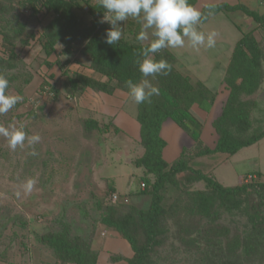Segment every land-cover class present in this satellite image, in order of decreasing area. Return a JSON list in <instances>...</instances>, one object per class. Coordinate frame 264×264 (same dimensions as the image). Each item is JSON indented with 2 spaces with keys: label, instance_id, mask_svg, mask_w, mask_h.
<instances>
[{
  "label": "rangeland",
  "instance_id": "1",
  "mask_svg": "<svg viewBox=\"0 0 264 264\" xmlns=\"http://www.w3.org/2000/svg\"><path fill=\"white\" fill-rule=\"evenodd\" d=\"M71 1L80 22L86 25L96 20L99 29L106 33L110 25L103 21V10L90 9L97 0ZM188 2L191 4L192 0ZM217 2L196 0L193 6L201 11L205 4ZM52 18L53 14L41 9L37 0H0V75L9 81L8 93L23 97L8 113L0 115V125L23 126L29 136H41L34 147L25 141L24 146H18L15 151L9 149L6 139L0 136V264H70L59 260L40 240L42 234L59 231L62 226H67L69 234L80 239L84 249L96 254V264H126L133 254L130 246L116 230L105 225L103 219L108 209L123 215L132 207L148 206L150 196L140 193L143 170L134 165L143 148L139 135L132 136L117 129L111 117L101 115L102 98L97 96V92H101L67 88L66 75L81 72L100 80L106 78L95 71L89 55L82 52V44L57 42L52 53L45 55L40 37ZM229 19L243 24V29L247 30L240 12L200 23L198 29L211 32L220 27V23H228L222 30L227 42L233 31ZM122 31V40L140 43L136 39L140 25L135 20L125 21ZM259 43L262 49L260 84L255 92L241 93L235 99L236 104L241 103L237 111L240 123H229L233 136L241 140L264 131L263 36ZM203 47L195 50L185 42L182 48L189 51L183 53L194 54L197 58L198 62L192 63L188 59L190 55L183 56L182 48L168 50L180 53L183 67L176 63L177 69L199 78L209 77L207 85L213 93L215 81L224 69L220 66L214 70L209 68L213 60L208 55L219 59L220 54L226 57L227 47L215 44L209 52ZM220 48L225 51L216 50ZM164 60L174 69L172 56ZM188 62L196 66L191 67ZM149 79L157 86L158 75ZM224 87L221 81L216 92L220 97L218 108L228 95ZM122 89L114 92L127 94L128 88L122 86ZM178 95H182L180 90ZM127 96L125 110L133 115L136 106ZM218 108L209 118L216 117ZM204 111L198 109L202 116ZM90 118L97 120L99 125L88 131L83 121ZM212 139L210 134L204 142L210 145L214 142ZM201 148L199 144V148L186 154L194 158V153ZM33 150L38 154L30 155ZM252 157L255 159L250 162ZM193 164L204 170L213 169L214 177L224 186L245 181L243 176L249 168L259 169L264 175V137L233 155L217 152L196 159ZM184 176L178 175L180 183ZM30 178L36 183L33 191L25 194L22 185ZM260 179L264 181V177ZM202 186L200 182L195 188ZM174 188L171 187L172 191L170 185H166L163 189L164 206L175 196ZM182 190L174 211L163 219L159 243L150 253L148 264H264V197L250 194L246 201L241 194L221 203L215 196L211 216L204 217L192 205L189 192ZM113 195H117L115 200ZM237 204L241 210L236 208ZM261 212L263 221L256 225V231L252 230L247 216L252 213L261 216ZM236 234L243 237L242 245L233 253L228 249V242ZM138 238L141 242V233Z\"/></svg>",
  "mask_w": 264,
  "mask_h": 264
},
{
  "label": "trees",
  "instance_id": "2",
  "mask_svg": "<svg viewBox=\"0 0 264 264\" xmlns=\"http://www.w3.org/2000/svg\"><path fill=\"white\" fill-rule=\"evenodd\" d=\"M37 1L41 9L53 14V18L40 37V44L45 55L49 56L52 53L57 42L82 44V52L89 55L95 71L106 78L100 80L81 72L71 76L66 75V85L70 91L82 92L83 89L90 88L111 95L117 88L124 90L122 86H126L127 80L138 82L142 78L136 63L140 58L141 43L120 39L118 43L109 45L105 42V34L98 27V21L91 20L86 25L80 22L73 12L71 0ZM195 2L196 0H192L191 4ZM90 9L100 10L97 1L90 5ZM234 11H241L257 25L254 29L243 32L232 49L230 61L222 79L228 95L220 112L212 121V127L217 134L214 147L203 145L200 139L203 125L190 111L194 104L207 111L212 106L214 97L208 96V90L203 83L193 82L189 76L182 74L175 67V56L167 49L161 50L154 57L160 60L170 59L172 56L174 69H171V74L169 72L167 75H158L156 87L159 89V95L152 96L150 103L135 104V117L139 124V142L143 151L135 159L134 165L143 170L140 193L148 194L150 202L145 208L132 207L123 215H118L114 209H108L103 219L104 224L116 230L130 246L133 254L126 264L149 263V255L159 243L163 219L174 211L181 189L189 192L190 199L193 200L192 205L199 215L204 217L211 216L215 196L221 203L241 194L245 195L246 201L250 194H256L260 198L264 197V181L260 179V172H254L258 176L256 179L254 177L246 181V176L245 181L233 186H224L215 179L212 173L195 168L191 163L194 158L217 152L233 155L239 149L250 146L264 137L263 131L246 140H241L234 137L229 129V123L233 125L240 123L237 111L241 103L236 104L235 99L241 93L248 95L255 92L260 84L262 49L253 33L256 29L264 28V12L259 14L240 3H207L201 9V22H205L211 15L219 12ZM162 51H166V54ZM179 90L182 92L181 96L178 95ZM166 119L174 121L194 141V147L189 150L199 148V144L202 146L194 153V158L188 157L186 152L188 153L189 150L183 148L178 158L171 163L164 160L162 150L166 142L160 136V129ZM98 125V121L92 118L83 121V126L88 131L97 128ZM116 128L119 129L117 126ZM179 174L185 175L183 183L178 181ZM200 182L203 186L195 188ZM166 185L175 187L177 191L168 206L163 205V189ZM206 189L211 193L207 194ZM236 208L240 209L239 204ZM261 214L258 216L252 213L247 216L252 222V230L256 231L258 229L256 225L263 221V213ZM139 233L142 235L141 242L138 238ZM242 238L236 234L229 239L230 252L239 251ZM40 240L51 248L55 256L63 262L97 263L96 254L89 249H84L80 239L69 234L67 226H62L59 231L42 234Z\"/></svg>",
  "mask_w": 264,
  "mask_h": 264
},
{
  "label": "clouds",
  "instance_id": "3",
  "mask_svg": "<svg viewBox=\"0 0 264 264\" xmlns=\"http://www.w3.org/2000/svg\"><path fill=\"white\" fill-rule=\"evenodd\" d=\"M97 5L103 10V21L110 25L105 33V42L109 45L120 41L125 21L131 18L140 25L136 39L142 48L136 63L142 78L138 82H125L130 98L137 105L150 103L152 96L159 95V89L149 77L154 79L171 71V65L166 60L154 58L161 50L182 48L186 41L195 50L201 46L207 49L215 47L217 33L211 31L205 34L198 29L202 12L188 0H97ZM8 88V79L0 75V115L8 113L23 100L19 94L8 93ZM0 136L6 139L12 151L18 146L23 147L25 141L34 147L41 140L39 134L29 136L23 126L15 125H0ZM29 154L35 156L38 153L33 150ZM35 183V179L26 180L22 185L24 193H31Z\"/></svg>",
  "mask_w": 264,
  "mask_h": 264
},
{
  "label": "crops",
  "instance_id": "4",
  "mask_svg": "<svg viewBox=\"0 0 264 264\" xmlns=\"http://www.w3.org/2000/svg\"><path fill=\"white\" fill-rule=\"evenodd\" d=\"M218 2H227L229 4H237V3H240V4L244 5L245 7H247L248 9L257 11L259 14H262L264 12V0H218ZM236 12L237 13L240 12L242 14L243 18H245L244 19V23H245V26H246L247 30H244L243 29V24L241 26V23L234 22L232 19L231 20L229 19L230 20V27L233 29V31L230 32V37L228 38L229 39V42H228V39H227V42H226V38H225V41H224V34H222V30L224 29L225 26H228V23H225V22L220 23V27L217 26L215 28V32L217 33V35L215 37L216 45L217 44H221V46L224 45L225 47H227V49H226V55L228 53V56L225 57V55H221L220 54L221 59H219L218 57H215V56L212 57V56L208 55V58L210 57L213 60V64H211L209 66V68L212 67V69L214 70L215 67L220 66V67H222L224 69L221 72V74L219 75V79L217 81H215L216 82V87L214 88V90H213L214 92L213 93H210L211 90L209 89V87L207 85V80H208L209 77L208 78H199V77H197L195 75L193 76V75L188 74V72H187L188 70L185 71V72H187V74H186V73H184V72H182L181 70L178 69L182 74H185V75L189 76L190 79L193 82L199 81V82L203 83L205 85V87L207 88V90H208V96L214 97V101H213L212 106L207 111H204L205 112V115L204 116H202L198 112V109L201 110L198 105L194 104L190 108L191 113L203 125L202 126V130H201V134H200V139H201L203 145L204 146H207V147H211V148L214 147L215 142L217 140V134H216V132L214 131V129L212 127V121H213L214 118H209L210 115H212L213 113L217 112L216 111V109L218 108L217 107V102H219L218 100L220 99V97H219V95L216 94V92L219 90L220 83H221V81L223 79V76L225 74L226 67H227V65H228V63L230 61L231 52H232V49H233L235 43L242 36V33L243 32H246V31H248L250 29H254L257 24L251 18H249L248 16H246L245 14H243L241 11L219 12L217 14L211 15L205 22H200V23H204L205 24V23H208L211 20H216V19L217 20H220L221 17L227 16V14H229V13H236ZM241 20H242V18H241ZM208 32H210V31L209 30H204V33L205 34H207ZM253 35L255 36L256 40L259 42L260 39H261V37L262 36L264 37V28L256 29L254 31ZM220 37H222V38H220ZM203 49H204V47H203ZM181 50H182L183 56H186L187 57L188 55H190V54H184L183 53L184 50L188 52L189 51L188 49H183L182 48ZM210 50H212V48L211 49H207L206 48V51L209 52ZM216 50L218 52H223V50L225 51V49H223V48L216 49ZM168 51L172 52L171 50H168ZM192 51H190V52H192ZM172 53L175 56V64L177 63L180 67L181 66L183 67V64L180 63L181 60H182L179 57L180 56V53H177V54L174 53V52H172ZM192 53H194V51ZM188 59L191 60V63L192 62H198L197 61V58L195 57L194 54L193 55H190V57L188 56ZM218 63H220V65H218ZM187 65H189V66L192 65L191 67H195L196 66L194 64H190L189 62H188ZM101 93H98L97 92V94H98L97 96L99 98H102V100H101L102 101L101 102L102 105L100 106V112L102 113L101 115L103 117H111L112 120H114V124L120 130L126 131L130 135H132V136L139 135V124H138V122L136 120V117H135V115H136V109H135V112H134L133 115L132 114L131 115H128V113H126V110H125L127 101H129L127 94L126 93H123V91L114 92L111 95H108V94H105V93L101 94ZM219 112H220V107L218 108V113ZM210 134L212 135V138H213L212 140L214 142L213 143L211 142L210 145H209V144L205 143L204 141L210 136ZM160 136L166 142V145H165V147L162 150V156H163L164 160L166 162H168V163H171L176 158H178V156L180 155V153H181V151H182L183 148L189 150L192 147H194V141L190 138V136L186 132H184L171 119H166L162 123L161 129H160ZM214 154H216V153L209 154V155H206V156H200V157H197V158L192 159V161H191L192 166L195 167V168H198V169H200V170H202L204 172H210V173L213 174L214 173L213 172V169L204 170V169H202V168L194 165L193 162L196 159L207 158V157H210V156H212ZM253 159H255V157L249 158V161L250 160L253 161ZM252 161H250V162H252ZM254 172L255 173L256 172H260L261 173V177H264L263 173L259 169L256 170L254 168H249V170L243 176V178L246 177V176H248V175H253L255 178H257V176L254 174ZM171 187H173V186H170V189H171ZM176 192L177 191H175L173 193L176 194Z\"/></svg>",
  "mask_w": 264,
  "mask_h": 264
},
{
  "label": "built area",
  "instance_id": "5",
  "mask_svg": "<svg viewBox=\"0 0 264 264\" xmlns=\"http://www.w3.org/2000/svg\"><path fill=\"white\" fill-rule=\"evenodd\" d=\"M254 178V176L253 175H248L247 177H246V181H249V180H251V179H253ZM116 197H117V195H113L112 196V199H116Z\"/></svg>",
  "mask_w": 264,
  "mask_h": 264
}]
</instances>
